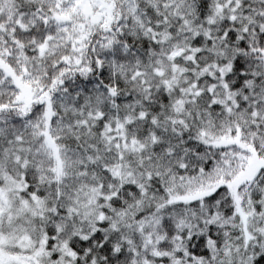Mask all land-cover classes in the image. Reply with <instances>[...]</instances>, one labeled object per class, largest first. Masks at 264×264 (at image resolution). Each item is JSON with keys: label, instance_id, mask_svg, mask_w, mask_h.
<instances>
[{"label": "snow or ice", "instance_id": "6c2138e0", "mask_svg": "<svg viewBox=\"0 0 264 264\" xmlns=\"http://www.w3.org/2000/svg\"><path fill=\"white\" fill-rule=\"evenodd\" d=\"M0 264H264V0H0Z\"/></svg>", "mask_w": 264, "mask_h": 264}]
</instances>
